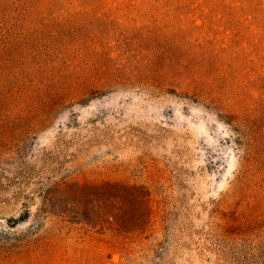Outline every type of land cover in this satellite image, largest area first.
Returning a JSON list of instances; mask_svg holds the SVG:
<instances>
[{"label": "rangeland", "instance_id": "obj_1", "mask_svg": "<svg viewBox=\"0 0 264 264\" xmlns=\"http://www.w3.org/2000/svg\"><path fill=\"white\" fill-rule=\"evenodd\" d=\"M203 8L91 0L51 6L30 25L17 11L14 40L41 47L68 77L39 91L19 70L0 75V264H264V133L257 180L236 183L239 109L256 104L264 129V68L248 84L241 74V87L229 81L232 55L256 40L212 13L208 30ZM109 180L147 190L140 229L90 225L43 203L56 185Z\"/></svg>", "mask_w": 264, "mask_h": 264}, {"label": "trees", "instance_id": "obj_2", "mask_svg": "<svg viewBox=\"0 0 264 264\" xmlns=\"http://www.w3.org/2000/svg\"><path fill=\"white\" fill-rule=\"evenodd\" d=\"M91 0H0V8L6 7L3 13V24L5 31L0 32V75L11 73L13 70H19L24 75V83L27 89L31 88L30 82L37 86L39 91H43L47 87H58L68 76L64 69V64L55 59L47 58L41 47H35L34 50L23 47V42L15 41L22 35H17L14 30V21L17 11H25V21L30 24L40 16V11L60 4H85ZM105 1V0H102ZM188 1V0H187ZM223 3L225 9H229L225 14L218 11V7L214 6L215 2ZM129 3H136V0H128ZM147 5H157L175 11L177 7L183 9L190 7V4L203 6V13L199 19L203 21V25L208 30H212L207 25L212 18V14L220 16V19L228 18L230 34L238 38H242L246 42L256 40V48L250 52L241 55H232L240 60L237 67L230 68L228 74L232 76V81L241 87L243 81H239V77L245 71L249 78L244 82L248 84L256 79L251 75L250 71H258L264 68V0H205L203 3L197 0H190L186 5L184 0H144ZM1 12V10H0ZM212 13V14H211ZM229 14L227 17L226 15ZM177 17V13H173V17ZM0 27V31L4 30ZM207 36L212 33L207 31ZM228 36V35H227ZM214 39L216 35H212ZM15 39V40H14ZM21 43V44H20ZM240 43H237V47ZM51 49V48H50ZM49 49V50H50ZM242 49L248 50V47ZM236 50H234V53ZM66 54L61 53L60 56ZM50 57V56H48ZM69 62V60H65ZM145 65V64H144ZM146 66V65H145ZM221 73H224L221 70ZM220 73V74H221ZM31 80H29V78ZM65 82V81H64ZM235 83H232L233 85ZM234 90H240L235 89ZM234 92L231 91V94ZM41 99L42 96L39 95ZM228 100H231L229 98ZM229 104V102H228ZM250 111L247 113L244 109H239V129L241 143L243 144L244 160L241 164L236 183H243L250 179H256L259 176L254 168L252 154L257 153L260 148L257 143V135L264 133L262 127L257 130L256 118L259 116L256 104L249 103ZM247 110V109H246ZM258 132V133H256ZM259 150V149H258ZM260 172V170H258ZM262 171V169H261ZM147 190L139 185L124 184L117 181H104L99 184H60L55 188L44 191L43 203L45 207L56 214L73 216L78 220L85 221L90 225L112 224L122 228L140 229L150 217V207L147 204ZM29 211L26 210L19 217L14 219L11 225L27 220Z\"/></svg>", "mask_w": 264, "mask_h": 264}]
</instances>
